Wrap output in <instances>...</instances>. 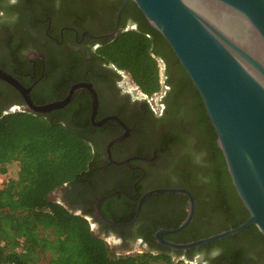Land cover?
<instances>
[{
    "label": "flooded vegetation",
    "instance_id": "af4514ba",
    "mask_svg": "<svg viewBox=\"0 0 264 264\" xmlns=\"http://www.w3.org/2000/svg\"><path fill=\"white\" fill-rule=\"evenodd\" d=\"M123 1L0 0V69L28 90L35 105L61 100L79 85L67 104L45 114H79V124L92 133L93 173L54 189L49 198L85 213L91 231L118 252L158 256L153 264H264V237L250 232L252 224L195 247L165 244L236 227L249 213L228 183L227 169L215 167L206 112L191 109V83L168 48L154 43L160 88L150 95L102 54L120 30L146 28L132 1L116 21ZM25 106L21 92L0 79V113ZM159 188L184 189L192 198L190 220L176 232L167 230L189 214V196L159 191L141 200Z\"/></svg>",
    "mask_w": 264,
    "mask_h": 264
},
{
    "label": "trees",
    "instance_id": "16d2710c",
    "mask_svg": "<svg viewBox=\"0 0 264 264\" xmlns=\"http://www.w3.org/2000/svg\"><path fill=\"white\" fill-rule=\"evenodd\" d=\"M138 20L146 28L120 30L109 38L102 54L125 70L147 95L160 88L155 41L176 55L163 36L148 23L135 3ZM192 91L191 109H203L197 89L186 74ZM79 117L37 114L29 110L0 113V174L8 164L17 167L15 177H5L0 188V264H153L158 256L115 254L90 228L85 213L49 198L64 184L87 181L93 173V144L89 127ZM210 151L215 167L226 168L216 144V133L205 113ZM201 114L199 119L201 122ZM231 184L230 176L227 179ZM236 199L238 200L237 196ZM254 231L263 239L256 226ZM248 231V230H247ZM164 264H172L167 261Z\"/></svg>",
    "mask_w": 264,
    "mask_h": 264
},
{
    "label": "water",
    "instance_id": "95a60500",
    "mask_svg": "<svg viewBox=\"0 0 264 264\" xmlns=\"http://www.w3.org/2000/svg\"><path fill=\"white\" fill-rule=\"evenodd\" d=\"M127 1L134 2L163 36L200 94L232 185L249 213L236 227L185 244H165L195 247L251 224L264 237V0H124L116 21ZM0 79L19 90L24 108L37 114L62 108L79 87L61 100L35 105L28 90L1 69ZM159 191L189 196V214L178 227L167 230L176 232L190 220L192 198L184 189L159 188L141 200ZM96 213L102 215L99 203Z\"/></svg>",
    "mask_w": 264,
    "mask_h": 264
},
{
    "label": "rangeland",
    "instance_id": "374dc122",
    "mask_svg": "<svg viewBox=\"0 0 264 264\" xmlns=\"http://www.w3.org/2000/svg\"><path fill=\"white\" fill-rule=\"evenodd\" d=\"M7 170H8V177H15L17 174V167L13 164H8L7 165ZM106 243L108 246L111 248L112 251H114L115 254H129V251H124V252H118L116 249H114V244L110 240H106ZM39 264H43L40 262Z\"/></svg>",
    "mask_w": 264,
    "mask_h": 264
},
{
    "label": "built area",
    "instance_id": "2783aa9c",
    "mask_svg": "<svg viewBox=\"0 0 264 264\" xmlns=\"http://www.w3.org/2000/svg\"><path fill=\"white\" fill-rule=\"evenodd\" d=\"M7 175H8V170H6V173L5 174H0V188L3 185V182H4L5 177H8Z\"/></svg>",
    "mask_w": 264,
    "mask_h": 264
}]
</instances>
